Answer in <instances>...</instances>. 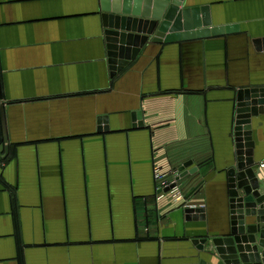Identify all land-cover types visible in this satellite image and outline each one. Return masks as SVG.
<instances>
[{"label":"crops","instance_id":"crops-1","mask_svg":"<svg viewBox=\"0 0 264 264\" xmlns=\"http://www.w3.org/2000/svg\"><path fill=\"white\" fill-rule=\"evenodd\" d=\"M193 8L234 30L152 37L120 71L101 0H0V264L219 263L238 95L264 89V0ZM251 120L264 188V112ZM187 162L184 202L158 201L155 169Z\"/></svg>","mask_w":264,"mask_h":264},{"label":"water","instance_id":"water-1","mask_svg":"<svg viewBox=\"0 0 264 264\" xmlns=\"http://www.w3.org/2000/svg\"><path fill=\"white\" fill-rule=\"evenodd\" d=\"M184 0H101L102 10L117 16L105 25L109 57L113 70L128 66L139 49L152 37L154 42H173L210 37L234 28H211L208 8L181 9ZM153 7V8H152ZM118 66V67H115ZM260 98V99H259ZM264 106V89L240 91L237 104L235 138L237 163L228 172L230 188L231 235L216 238L218 264H264V188L254 170L252 117ZM5 136V142L6 135ZM0 145L3 152L6 143ZM3 159H0V162ZM187 162L178 179L194 174ZM263 190V191H261ZM188 209L187 213L194 212ZM254 218V219H253Z\"/></svg>","mask_w":264,"mask_h":264},{"label":"built area","instance_id":"built-area-1","mask_svg":"<svg viewBox=\"0 0 264 264\" xmlns=\"http://www.w3.org/2000/svg\"><path fill=\"white\" fill-rule=\"evenodd\" d=\"M261 167L264 168V163L261 164ZM179 176V171L169 172L164 171L161 168L155 169L156 195L158 201H162L169 196L174 202H184L186 194L182 184L180 183L181 179H178ZM185 204L188 209L195 208L188 202Z\"/></svg>","mask_w":264,"mask_h":264}]
</instances>
